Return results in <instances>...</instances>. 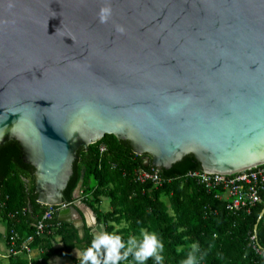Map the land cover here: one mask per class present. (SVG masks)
Listing matches in <instances>:
<instances>
[{
    "label": "water",
    "instance_id": "obj_1",
    "mask_svg": "<svg viewBox=\"0 0 264 264\" xmlns=\"http://www.w3.org/2000/svg\"><path fill=\"white\" fill-rule=\"evenodd\" d=\"M107 135L159 170L264 165V0H0V148L21 147L38 202L65 203L78 151Z\"/></svg>",
    "mask_w": 264,
    "mask_h": 264
},
{
    "label": "trees",
    "instance_id": "obj_2",
    "mask_svg": "<svg viewBox=\"0 0 264 264\" xmlns=\"http://www.w3.org/2000/svg\"><path fill=\"white\" fill-rule=\"evenodd\" d=\"M102 144L107 146L103 154ZM148 157V154L137 155L128 141L114 135H107L88 150L81 148L74 174L64 191L65 201H76L75 192L85 171L83 198L93 209L98 224L124 240L130 236L140 238L141 230L156 232L165 244L164 264H181L193 242H198L201 249L199 264H264V216L259 221L264 201L251 212H230L226 201L218 198L219 191L208 192L187 177L191 171L203 170L192 155L169 170H160L163 177L170 179L163 186L138 183L134 178L137 170L158 169L152 158L146 161ZM104 199L110 200V211L101 208ZM0 202L5 203L0 207V221L7 223L8 230L15 224L22 235L34 232V224L46 209L38 202L36 169L23 161L21 147L15 142L0 148ZM10 214H14L13 219ZM54 223L60 224L55 234L34 243L40 250L34 264H50L56 256L72 258L79 264L74 252L90 246L94 237L92 229L61 222L58 215ZM253 235L262 254L254 250ZM57 237L61 241L58 247ZM8 260L11 264H29L24 256ZM121 264H133L132 257ZM147 264L155 261L149 259Z\"/></svg>",
    "mask_w": 264,
    "mask_h": 264
},
{
    "label": "built area",
    "instance_id": "obj_3",
    "mask_svg": "<svg viewBox=\"0 0 264 264\" xmlns=\"http://www.w3.org/2000/svg\"><path fill=\"white\" fill-rule=\"evenodd\" d=\"M100 151L102 154L107 152V146L102 144ZM187 177L197 181L208 192L219 191L218 198L226 201L227 209L232 213L251 212L253 208L264 201V165L232 174H210L204 170H197L189 172ZM134 178L138 183H151L156 188L170 181V179L161 175L159 169L137 170ZM82 194L81 198H83ZM74 203L65 202L62 205L46 206L43 215L34 224V232L32 234L22 235L15 224L11 226L7 236L6 253L0 252V258L11 259L24 256L29 264H34L38 258L36 253L40 252L34 247L35 241L39 238L53 236L55 229L60 226V224L54 223L56 216L58 215L59 217L61 212L71 207ZM3 206H5V203L0 202V207ZM9 217L13 219L14 214H10ZM256 239V235L251 237L254 250L257 254H262L263 250L256 244Z\"/></svg>",
    "mask_w": 264,
    "mask_h": 264
},
{
    "label": "clouds",
    "instance_id": "obj_4",
    "mask_svg": "<svg viewBox=\"0 0 264 264\" xmlns=\"http://www.w3.org/2000/svg\"><path fill=\"white\" fill-rule=\"evenodd\" d=\"M113 15L110 4L101 7L99 21L102 24L109 22ZM116 31L125 32L123 25H117ZM83 238V233H80ZM165 244L163 238L156 232L141 230L140 238L130 236L124 240L116 232H100L94 235L90 246L78 254L79 264H121L132 257L133 264H147L153 259L155 264H164ZM182 251V249H177ZM201 249L198 242L191 244V251L181 264H199Z\"/></svg>",
    "mask_w": 264,
    "mask_h": 264
},
{
    "label": "crops",
    "instance_id": "obj_5",
    "mask_svg": "<svg viewBox=\"0 0 264 264\" xmlns=\"http://www.w3.org/2000/svg\"><path fill=\"white\" fill-rule=\"evenodd\" d=\"M75 204L78 207V211L79 214L78 216H73V222H70V224H73L74 226H76L77 228H83L84 226H87L89 228L92 229V233L95 235V229H97L98 227V222H97V218L96 215L93 211V209L91 207H89L85 202H82L81 200L79 201H75ZM59 220H61V218H65V216L61 215L58 217ZM62 221V220H61ZM102 226V225H101ZM103 227V226H102ZM8 227H7V223H6V231H5V249H7V236H8ZM57 247L61 245V241L60 238H58L57 240ZM81 253V251H79ZM38 253V252H37ZM37 257L39 256V253L37 254ZM75 259L76 256L74 255ZM2 260V259H1ZM9 261V260H7ZM52 261V260H51ZM50 261V264H51ZM3 263V260L0 261V264ZM10 263V262H9ZM11 264V263H10Z\"/></svg>",
    "mask_w": 264,
    "mask_h": 264
},
{
    "label": "rangeland",
    "instance_id": "obj_6",
    "mask_svg": "<svg viewBox=\"0 0 264 264\" xmlns=\"http://www.w3.org/2000/svg\"><path fill=\"white\" fill-rule=\"evenodd\" d=\"M146 161L149 162L150 159L146 158ZM82 191V189H81ZM83 192V191H82ZM82 196H84V194H82ZM82 202H85L84 198L80 199ZM166 202H168V199L165 198ZM79 201V200H78ZM169 203V202H168ZM101 208L107 212L111 210V205H110V200L109 199H104L101 203ZM5 231H6V223L4 221H0V252L1 253H6V249H5ZM105 229L104 227H102L100 224L98 225L97 229H95V235L100 233V232H104ZM59 237H57L56 240H58ZM58 241H56L57 244ZM80 252L78 250H76L74 252V255L76 256V260H78V254ZM3 263L1 264H10L9 261H7L8 259H2ZM0 258V261H2ZM79 261V260H78ZM51 264H75L74 260L72 258H61V257H54L51 261Z\"/></svg>",
    "mask_w": 264,
    "mask_h": 264
}]
</instances>
